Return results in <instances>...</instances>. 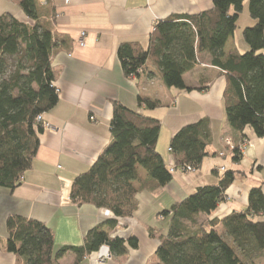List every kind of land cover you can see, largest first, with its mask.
Wrapping results in <instances>:
<instances>
[{"label":"trees","instance_id":"obj_1","mask_svg":"<svg viewBox=\"0 0 264 264\" xmlns=\"http://www.w3.org/2000/svg\"><path fill=\"white\" fill-rule=\"evenodd\" d=\"M53 0H18L32 23L20 22L11 13L0 15V189H15L24 173L32 168L43 126L36 117L54 108L59 94L54 85L58 70L51 57L58 42L53 31ZM245 0H213V7L196 15H171L156 20L144 47L137 41L119 44L117 57L125 77L139 76L150 62L165 86L190 90L184 74L207 52L211 65L225 74L223 92L228 127L242 133L251 127L264 136V0H248V11L255 24L243 31L250 49L238 56H224L223 48L237 27ZM141 102L143 100L140 99ZM149 108L158 101L144 100ZM109 122L111 142L90 168L77 175L70 198L77 205L103 208L113 218L92 228L82 246H65L55 251L54 233L45 223L20 215L6 221L7 249L15 264H60V258L73 252L78 263L85 256L108 244L110 254L120 262L127 258L125 244L137 246V239L109 237L104 226L114 228L119 219L131 218L137 210V167L147 177L142 189L164 186L173 173L156 150L160 130L158 120L143 116L113 100ZM209 119L180 128L170 141L169 151L183 171H197L213 154ZM239 161L241 152L232 150ZM213 173H217L215 170ZM233 170L224 171L216 184L198 187L161 215L171 214L165 235L150 264H264V193L252 187L247 206L223 218L210 217L225 200L234 181Z\"/></svg>","mask_w":264,"mask_h":264},{"label":"crops","instance_id":"obj_2","mask_svg":"<svg viewBox=\"0 0 264 264\" xmlns=\"http://www.w3.org/2000/svg\"><path fill=\"white\" fill-rule=\"evenodd\" d=\"M52 6L53 31L59 39L51 64L58 70L54 85L59 99L43 117L54 130L39 134L32 168L24 173L20 184L13 190L0 189V264H15V255L7 249L6 221L11 215L45 223L54 233L55 251L65 246H82L92 228L114 217L106 209L77 205L70 198L73 179L87 171L111 142L113 100L159 121L156 150L169 168L174 165L173 178L164 186L142 189L147 173L137 167V179L132 183L137 190V210L131 218L119 219L114 228L103 227L111 238L137 239L135 248L125 244L124 262L111 255L104 244L78 263L75 254L67 252L60 264H150L159 239L158 234L150 235L149 228L165 235L171 224V214L160 213L198 187L216 184L226 170L235 172L234 181L211 218L245 209L252 187L261 186L264 193V136H256L249 126L240 134L228 127L223 98L225 74L211 65L207 52L199 53L198 63L183 76L190 90L165 86L150 62L139 76L125 77L117 57L122 42L137 41L146 47L156 20L199 14L211 9L213 0H53ZM6 12L20 22L32 23L18 0H0V15ZM236 24L223 48L225 58L250 49L243 36L244 29L255 24L248 0ZM82 32L84 46L78 44ZM144 100L158 101L160 105L149 108ZM204 117L209 119L213 154L204 159L199 170L185 172L169 151L170 141L180 128ZM226 138L236 146L243 145V138L248 139L240 150L239 161L233 159Z\"/></svg>","mask_w":264,"mask_h":264},{"label":"built area","instance_id":"obj_3","mask_svg":"<svg viewBox=\"0 0 264 264\" xmlns=\"http://www.w3.org/2000/svg\"><path fill=\"white\" fill-rule=\"evenodd\" d=\"M67 1V0H66ZM84 35H85V32H82L81 33V37L80 39H78V44L80 46H84ZM57 88V87H56ZM57 91H58V88H57ZM59 92V91H58ZM36 121L37 122H40L43 126V129L46 130H54L53 128H51V125L44 120V117H43V114H40L36 117ZM225 143L226 145H228L231 149H238V150H241V148L243 147V145H245L246 143H248V139L247 138H243L242 139V144L243 145H239V146H236L235 144H233L232 140L230 138H226L225 139ZM170 171L173 172L174 171V165H171L170 166ZM108 259H110V255L107 257Z\"/></svg>","mask_w":264,"mask_h":264},{"label":"rangeland","instance_id":"obj_4","mask_svg":"<svg viewBox=\"0 0 264 264\" xmlns=\"http://www.w3.org/2000/svg\"><path fill=\"white\" fill-rule=\"evenodd\" d=\"M246 15H248V12H245ZM228 148H230L228 145H227ZM231 149V148H230ZM231 150H234V149H231ZM222 155H224V152L221 153ZM264 262V261H263ZM260 264H263L262 262H260Z\"/></svg>","mask_w":264,"mask_h":264},{"label":"water","instance_id":"obj_5","mask_svg":"<svg viewBox=\"0 0 264 264\" xmlns=\"http://www.w3.org/2000/svg\"><path fill=\"white\" fill-rule=\"evenodd\" d=\"M106 245H108V244H106Z\"/></svg>","mask_w":264,"mask_h":264}]
</instances>
